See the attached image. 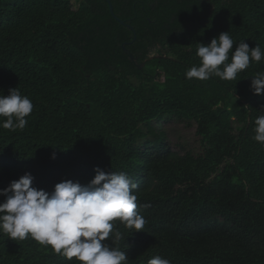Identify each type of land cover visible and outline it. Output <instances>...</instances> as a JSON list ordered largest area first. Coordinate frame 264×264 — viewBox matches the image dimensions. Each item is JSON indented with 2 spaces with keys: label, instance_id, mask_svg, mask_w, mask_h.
I'll return each mask as SVG.
<instances>
[{
  "label": "trees",
  "instance_id": "1",
  "mask_svg": "<svg viewBox=\"0 0 264 264\" xmlns=\"http://www.w3.org/2000/svg\"><path fill=\"white\" fill-rule=\"evenodd\" d=\"M109 1L124 25L104 0H0V93L33 103L23 130L0 127V189L25 173L51 192L123 171L146 220L113 221L127 264H264V93L250 89L264 60L236 80L186 78L222 32L229 62L242 40L264 51V0ZM166 118L195 124L201 154L171 150L155 126ZM0 264L78 262L0 232Z\"/></svg>",
  "mask_w": 264,
  "mask_h": 264
},
{
  "label": "clouds",
  "instance_id": "2",
  "mask_svg": "<svg viewBox=\"0 0 264 264\" xmlns=\"http://www.w3.org/2000/svg\"><path fill=\"white\" fill-rule=\"evenodd\" d=\"M234 40L228 31L211 39L207 45L199 43V66H192L186 78L208 80H236L252 61L264 60L259 45L249 47L245 40L233 49ZM254 95L264 93V71L251 79ZM33 103L18 88H10L7 95L0 93V127L10 131L23 130ZM254 140L264 144V114L255 119ZM55 159V153L51 156ZM94 177L87 183L62 180L51 192L32 186L34 177L25 173L0 189V232L12 240L31 238L56 253L78 264H127L128 258L116 242L125 239L115 229L113 221L120 220L129 229L141 231L145 218L137 210V185L127 173L104 172L94 169ZM143 207H148L147 204ZM109 240L110 243L105 242ZM148 264H171L170 260L154 256Z\"/></svg>",
  "mask_w": 264,
  "mask_h": 264
},
{
  "label": "rangeland",
  "instance_id": "3",
  "mask_svg": "<svg viewBox=\"0 0 264 264\" xmlns=\"http://www.w3.org/2000/svg\"><path fill=\"white\" fill-rule=\"evenodd\" d=\"M152 54L154 55V53ZM191 124V126H188L184 122L166 118L156 123L155 126L165 133L171 150L179 154L190 152L194 156H197L201 154L202 149L199 138L196 135V126L194 123Z\"/></svg>",
  "mask_w": 264,
  "mask_h": 264
},
{
  "label": "water",
  "instance_id": "4",
  "mask_svg": "<svg viewBox=\"0 0 264 264\" xmlns=\"http://www.w3.org/2000/svg\"><path fill=\"white\" fill-rule=\"evenodd\" d=\"M104 1H106L107 4H108V8H109V12H110L111 16H112L117 22H119L121 25H124L125 23H124L123 21L119 20V19L114 15V13H113V8H112V5H111L110 1H109V0H104ZM123 47H124V45H123ZM139 67H141V65H139Z\"/></svg>",
  "mask_w": 264,
  "mask_h": 264
}]
</instances>
